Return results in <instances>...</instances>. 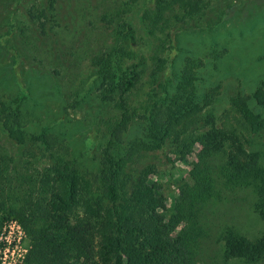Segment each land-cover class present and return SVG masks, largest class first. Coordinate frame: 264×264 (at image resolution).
I'll list each match as a JSON object with an SVG mask.
<instances>
[{
  "label": "trees",
  "instance_id": "1",
  "mask_svg": "<svg viewBox=\"0 0 264 264\" xmlns=\"http://www.w3.org/2000/svg\"><path fill=\"white\" fill-rule=\"evenodd\" d=\"M108 1L109 8L92 14L90 21L92 26L100 23L109 38L91 58L93 83L103 91L101 100L118 110L109 129V146L103 148L98 161L102 194L93 198L77 185L73 171L55 166L23 178L21 192L11 194L15 188L6 177L0 156V224L6 218L21 222L30 244L26 264H195L203 233L197 213L208 198L218 194V182L254 184L253 209L264 219V153L249 150L248 142L236 132L217 125L214 114L208 111L216 99L213 91L199 92L198 73L193 70L195 60L186 59L182 68L177 66V46L170 60L169 53L155 58L146 72V89L137 108L132 109L129 96L139 74L137 64L159 38L156 29L164 33L160 48L166 47L169 52L179 32L205 31L221 24L229 16L234 0ZM103 3L0 0V7L13 6L11 13L6 11V23L10 21L14 26L13 18L23 23L25 20L18 15L26 17L34 35H43L52 55L65 62L64 44L88 31L84 26L88 13L97 12ZM24 50L28 51L27 46ZM252 98L264 107V81ZM233 99L243 113L249 112L246 120L252 132L264 131V119L251 114L252 106L244 99ZM135 114L146 119V140L132 141L122 148V132ZM3 118L14 126L21 122L20 114L12 109ZM11 126L10 133L14 130ZM166 148L169 151L165 152ZM156 150L164 155L169 152L173 160L166 157L171 163L179 161L189 166L188 179L177 187L171 214H167L165 197L152 171L136 174L129 167L135 157ZM12 195L22 204L14 202ZM48 228L55 229L47 232ZM220 240L226 260L256 262L264 258V235L250 239L226 227Z\"/></svg>",
  "mask_w": 264,
  "mask_h": 264
},
{
  "label": "rangeland",
  "instance_id": "2",
  "mask_svg": "<svg viewBox=\"0 0 264 264\" xmlns=\"http://www.w3.org/2000/svg\"><path fill=\"white\" fill-rule=\"evenodd\" d=\"M110 4L104 0L97 12L88 13L84 25L88 31L69 38L67 45L64 44L65 62L52 55L47 47L50 43L43 35L40 38L34 35L26 17L18 15L25 20L23 23H16L13 18L14 26L10 21L6 23V11L11 13L13 6L9 9L0 7V156L5 162L6 177L15 188L9 193L18 195L24 186L23 178L55 166L63 171H73L77 185L93 198L102 194L101 180L97 177L98 161L103 156V148L109 146V129L117 119L118 110L101 100L103 91L93 83L91 58L109 42V38L100 23L92 26L90 21L92 14L104 12ZM156 30L160 39L145 50L144 62L137 64L139 74L129 96L132 109L142 100L148 70L155 58L169 53L170 60L177 46L180 48L177 66L182 68L186 59L195 60L193 70L198 73L199 92L213 91L216 99L208 111L214 114L217 125L236 132L248 142L249 150L264 153V131L252 132L246 120L249 112L243 113L233 102V98L246 100L252 106L251 114L264 119V107L252 98L264 81V0H234L226 20L210 30L179 32L169 52L166 47L160 48L164 33ZM25 46L28 51L24 50ZM166 72H170V67L167 66ZM10 109L20 114L19 126L5 123L3 115ZM10 126L14 129L11 133ZM145 129L146 119L135 114L122 132V148L129 147L132 141L146 140ZM166 154H161V150L148 151L135 157L129 167L136 174L152 171V177L165 197L167 214H171L177 187L188 179L189 166L179 161L171 163ZM170 157L173 160V156ZM217 191L218 194L208 198L197 213L203 233L195 264H264V258L256 262L237 258L226 260L220 240L226 227L250 239L264 235V219L253 209L254 184L239 186L218 182ZM16 199L13 201L21 205L22 202ZM7 220L10 219L2 221L0 229ZM14 220L21 226L18 245L19 253L23 255L15 253L13 261L26 264L30 248L28 235L21 222Z\"/></svg>",
  "mask_w": 264,
  "mask_h": 264
},
{
  "label": "built area",
  "instance_id": "3",
  "mask_svg": "<svg viewBox=\"0 0 264 264\" xmlns=\"http://www.w3.org/2000/svg\"><path fill=\"white\" fill-rule=\"evenodd\" d=\"M20 224L14 220L10 219L4 222L0 229V264H16L13 261L14 254L19 256L23 255L19 253L21 249L19 248V234L21 233Z\"/></svg>",
  "mask_w": 264,
  "mask_h": 264
}]
</instances>
